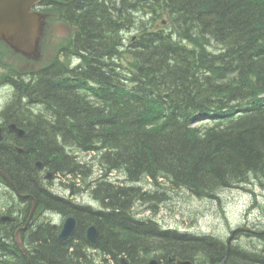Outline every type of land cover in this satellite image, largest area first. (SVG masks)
Returning a JSON list of instances; mask_svg holds the SVG:
<instances>
[{"label": "trees", "instance_id": "trees-1", "mask_svg": "<svg viewBox=\"0 0 264 264\" xmlns=\"http://www.w3.org/2000/svg\"><path fill=\"white\" fill-rule=\"evenodd\" d=\"M48 2L45 11L78 30L50 64L26 72L5 65L0 74L12 90L0 119L25 130L22 137L5 130L0 170L28 196L21 223L5 224L11 233L0 228V264H94L85 252L90 225L98 229L100 253L112 259L106 264H149L153 257L160 264L171 257L264 264L214 237L157 226L133 212L139 203L167 202L133 183L186 188L201 198L264 180V0ZM125 27L138 34L127 47ZM79 152L94 153V161ZM112 172L124 179L110 182ZM57 176L75 196L85 188L102 209L53 193ZM34 201L38 212L75 216L78 228L61 241L53 224L41 223L27 234L25 254L14 233Z\"/></svg>", "mask_w": 264, "mask_h": 264}, {"label": "rangeland", "instance_id": "rangeland-1", "mask_svg": "<svg viewBox=\"0 0 264 264\" xmlns=\"http://www.w3.org/2000/svg\"><path fill=\"white\" fill-rule=\"evenodd\" d=\"M45 13L48 14V16L39 55L27 57L21 53H16L8 45L0 42V55L2 58V62L0 63V73L6 71L5 65L14 66L16 69L23 70L24 72L38 70L39 68L50 64L57 55L59 48L67 44L72 31L71 26L63 23L59 15L55 12L45 11ZM129 37H131V35H129ZM11 94L12 90L0 83V114L5 105L10 101ZM78 155L80 158L84 157L82 159H86L90 163L94 161V153L86 155L85 152H79ZM94 169V173L88 178L89 183H92L93 185L91 184V186L93 187H95L96 180L99 178V166L96 165ZM57 178L61 177L57 176L54 181H56ZM68 178L71 177L68 176ZM120 179L123 180L124 178H120L118 172H112L108 177V180L114 182ZM63 180H65L64 182L68 181L67 179L58 180L51 187L53 193L68 199H74L79 204L89 205L91 208L99 209V203L94 201L89 191L81 187V193L77 197H72V192L61 185ZM76 182L77 185H86L85 182H81L80 180H77ZM124 184L126 186L131 185L127 182ZM133 184L142 190L152 191L150 194L154 195L153 198L156 197V199L159 200L161 198L166 199V203H163V201H156L154 203H139L133 206V212L137 213L140 219L147 221V218L151 217L156 220L157 224L152 222L154 225L177 229L181 233L189 232L190 234H197L200 236L212 235L223 240V242H226V240L230 238V235L234 230L241 227H247L256 231L264 229V180L259 181L251 179L250 182L218 191L212 197L201 198L193 196L186 188L172 191L167 190L169 186H166L165 190L158 191L146 182ZM1 188H3L6 193L10 192L8 189H5V187L0 186V195L3 192ZM15 198L19 202H23L17 198L16 194ZM9 201V195H7L5 206L9 205ZM153 207L159 209L158 215H153L151 213ZM23 210L19 211L17 208L10 207L7 212L13 213V218L17 219V217L22 214ZM43 216L39 221L53 223L59 226L62 225L65 220V216L52 211H47ZM7 227L8 226L5 224L1 225L2 231L4 230L7 233H11ZM25 232L26 233L22 236L24 244L26 237H30L31 234L30 230ZM262 238H264V235H262ZM234 244L249 251L247 248L250 246L264 247V240L257 241V239L253 237V234L241 233L240 238ZM87 249L85 252L87 253L88 251L89 255H93L94 264H106V259L112 262V259L104 253H98V248V250L94 248ZM122 257L126 260L125 256Z\"/></svg>", "mask_w": 264, "mask_h": 264}, {"label": "water", "instance_id": "water-1", "mask_svg": "<svg viewBox=\"0 0 264 264\" xmlns=\"http://www.w3.org/2000/svg\"><path fill=\"white\" fill-rule=\"evenodd\" d=\"M39 1L41 0H0V40L6 42L15 52L27 57L39 55L45 29V16L33 11ZM9 129L17 136L25 135V131L17 127L16 124L11 125ZM20 151L24 152L23 149ZM41 166H43L42 163H37L38 168ZM51 175L49 173V176ZM34 205L36 211L37 204ZM76 220V218L70 217L64 222L60 238H66L74 233ZM88 239L94 245L97 244V230H94L93 227L89 229ZM178 262L179 264H193L189 261Z\"/></svg>", "mask_w": 264, "mask_h": 264}, {"label": "bare ground", "instance_id": "bare-ground-1", "mask_svg": "<svg viewBox=\"0 0 264 264\" xmlns=\"http://www.w3.org/2000/svg\"><path fill=\"white\" fill-rule=\"evenodd\" d=\"M147 2H149V1H147ZM147 5V4H146ZM143 9V8H142ZM145 9V8H144ZM139 10H141V9H139ZM137 12V11H136ZM144 12H146V11H144ZM160 12V11H159ZM130 14H131V12H130ZM133 14H134V12H133ZM154 14V13H153ZM146 15V14H145ZM149 15V14H148ZM155 15H157V13L155 14ZM135 16V15H134ZM133 16V17H134ZM138 16V12L136 13V17ZM135 17V18H136ZM147 18H148V16H147ZM142 19H143V17H142ZM145 20V19H144ZM151 20V19H150ZM136 21H137V18H136ZM141 21V20H140ZM147 21V20H146ZM149 21V20H148ZM145 22V21H144ZM130 23V22H129ZM132 23H134V22H132ZM138 23V22H137ZM149 23V22H148ZM156 23V22H155ZM131 24V23H130ZM136 26V25H135ZM137 26H139V23H138V25ZM158 27V26H157ZM168 27V26H167ZM126 28V27H125ZM133 28V27H132ZM131 28V29H132ZM159 28V27H158ZM127 29V28H126ZM130 29V30H131ZM138 30H140V28L138 29ZM124 31V32H123ZM122 31V33H126V31H125V29ZM169 31V30H168ZM171 31V30H170ZM121 35V34H120ZM133 40V39H132ZM130 45V44H129ZM127 47V46H126ZM126 50H128V49H126ZM67 57H69V56H67ZM73 58L75 59V60H78V58H76L75 56H73ZM69 59V58H68ZM72 64V63H71ZM72 67V66H71ZM5 87H9L8 85H6V84H3ZM10 88V87H9ZM207 120H205V119H203V121L202 120H198V121H196L195 123H194V125H200V124H202V123H204V122H206ZM10 124H15V123H9V124H7L6 123V125H5V127H4V129H3V127L0 125V129H3V135H2V139L0 140V142H2L3 141V139H4V135L6 134V132H5V130L7 129L8 130V126L10 125ZM18 127V126H17ZM20 129H22V128H20ZM22 130H24V129H22ZM25 131V130H24ZM17 136V135H16ZM19 137H22V136H19ZM78 161H81V160H78ZM41 167H43V166H41ZM40 167V168H41ZM2 172V170H0V175H1V177H3V178H5L4 180H6L5 182H7L6 183V185H7V189L10 191V192H8V193H6L5 191H4V189L3 188H1L2 190H3V192H2V194L0 195L1 196V200H0V228H1V225H3V224H8V223H12L14 220H15V224H19V223H21V221H22V218L24 219V216H25V214H26V208L28 207V205H27V202H28V196H26V195H23V194H18V190H17V188L15 187V185H14V183H13V181L12 180H9L10 178H6L5 176H6V174L5 173H1ZM50 173V172H49ZM49 173H48V177H52V175L51 176H49ZM61 177V176H60ZM110 181V180H109ZM73 182V181H72ZM110 182H114V181H110ZM247 182V181H246ZM46 183V182H45ZM243 184V183H242ZM9 185H10V187H9ZM77 187H78V185H77ZM12 188L13 190L15 189V192H13L12 190H10V189ZM6 189V188H5ZM226 189H228V188H226ZM52 191V190H51ZM5 192V196H3V193ZM53 192V191H52ZM13 194V195H12ZM15 194L17 195V198L18 199H20L21 201H23L22 203L21 202H19L16 198H15ZM7 195H9V199H10V201L8 202L9 203V205H7V206H5V202H6V196ZM72 195V197L73 196H75V195H73V194H71ZM4 197V198H3ZM61 197H63V196H61ZM77 197V196H76ZM66 198V197H65ZM64 198V199H65ZM4 199V200H3ZM94 201H96V200H94ZM96 202H98L99 203V205H100V207H99V209H96V208H92V209H94V210H96V211H100L101 209H102V206H101V203L99 202V201H96ZM4 203V204H3ZM37 204V202L36 201H34L33 202V204L31 205L32 206V208L30 209V214H29V217H28V219H27V221H26V223H25V225H23V226H21V227H18V228H16V230H15V235H14V240H15V242H16V245L18 246V247H20V248H22L23 250H24V253L25 254H27V243H26V240H25V244L23 243V240H22V236H23V234H24V232L25 231H27V230H30L31 232H33V231H35V228H37L43 221H39L40 220V218H42V216L44 215V213H46L47 212V210H43L42 211V214L39 216L38 215V211H37V207H38V204L36 205V211L34 210L35 209V205L34 204ZM4 205V206H3ZM23 205H25V206H23ZM86 206H89V205H86ZM17 208V209H19V211L20 210H23V212H22V214H20L18 217H17V219H14L13 218V213H11V212H7L8 210H9V208ZM2 208V209H1ZM42 210V209H41ZM37 212V213H36ZM44 217V216H43ZM70 217H74V218H76L75 216H68V217H66L65 216V220L66 219H68V218H70ZM138 218H139V216H138ZM77 219V218H76ZM147 219H149V218H147ZM17 220V221H16ZM19 220V221H18ZM18 222V223H17ZM43 223H46V222H43ZM51 224H53V223H51ZM53 226L54 227H56L57 229V232H58V238H59V240H61V241H67V240H70L73 236H74V233H75V231L77 230V228H78V220H76V225H75V231H73L74 233L72 234V235H70V236H68V237H66V238H60V234L62 233V231H63V224L62 225H56V224H53ZM13 227H14V225H13ZM94 228V230H97V244L96 245H94L93 243H91L90 241H89V239H88V235H89V229L90 228ZM9 230H11V226H8L7 227ZM167 229H171V228H167ZM259 230H252V229H250V228H247V227H241V228H239L235 233H231V235H230V238L229 239H227L226 240V242H231V241H233L236 237H239L240 238V234L242 233V234H253V237L256 239L257 238V236H258V234H259V232H258ZM262 231V230H261ZM180 232V231H179ZM184 233H189V232H184ZM190 234V233H189ZM98 235H99V232H98V229H97V227L95 226V225H90V226H88L87 227V230H86V241L88 242V244H89V247H90V249L91 248H94V249H97L98 248V245H99V243H98V241H99V239H98ZM208 236H211V237H214V236H212V235H204V237H208ZM197 237H203V236H200V235H197ZM214 238H216V237H214ZM216 239H218V238H216ZM218 240H220V239H218ZM221 242H223V240H220ZM227 246V245H226ZM253 247H249L248 248V250L250 251V253H248V256H251V257H255V258H262V257H264V254L260 251V253H259V250H258V256H255L256 255V252L254 253V250L252 249ZM98 250V249H97ZM90 251H92V250H90ZM97 252V251H96ZM98 253H100L99 251H98ZM254 253V254H253ZM93 256V255H92ZM152 258V257H151ZM1 259V258H0ZM4 259H7V256H6V258H4ZM165 261V260H164ZM178 261H189V262H192L193 264H195V261H193L192 259H187V258H180V257H176L175 259H174V262H173V258L171 257L170 258V263L169 264H179V262ZM256 261H258V260H256ZM96 262V261H95ZM121 262L122 263H126V260L124 259V258H121ZM200 263V262H199ZM205 263H207V262H205ZM149 264H160L159 263V261L157 260V258L155 257H153L152 259H151V261H150V263Z\"/></svg>", "mask_w": 264, "mask_h": 264}, {"label": "flooded vegetation", "instance_id": "flooded-vegetation-1", "mask_svg": "<svg viewBox=\"0 0 264 264\" xmlns=\"http://www.w3.org/2000/svg\"><path fill=\"white\" fill-rule=\"evenodd\" d=\"M81 1H84V0H81ZM5 123V125H6V122H4ZM2 126H3V123L1 124ZM0 186H3V187H5L6 189H7V185H6V182H5V180H4V178L3 177H1V175H0ZM9 187H10V185H9ZM13 192H15V189L14 190H12ZM16 193V192H15ZM3 196H5V192L3 193ZM27 196V195H26ZM4 198V197H3ZM4 200V199H3ZM4 204V203H3ZM4 206V205H3ZM259 232V234H258V236H257V241H261V240H264V238H262V235H264V229L262 230V231H258ZM238 239H239V237H236L233 241H231V242H223V243H225V244H227V246H229V248H236L237 249V252H239V253H243V252H246V253H250V251H246V250H244V249H242L239 245H235L234 243L235 242H237L238 241ZM248 249V248H247ZM253 250H254V253L256 252V256H258L257 254H258V250H259V253H260V251L264 254V247H256V246H253V248H252ZM231 250V249H230ZM253 253V254H254ZM234 255V254H233ZM228 258H230V257H226V259L225 260H222L221 262H219V263H216V264H230V262L228 261ZM232 258V257H231ZM230 258V259H231ZM195 264H200L199 262L197 263L196 261H195ZM205 264H208V263H205Z\"/></svg>", "mask_w": 264, "mask_h": 264}]
</instances>
